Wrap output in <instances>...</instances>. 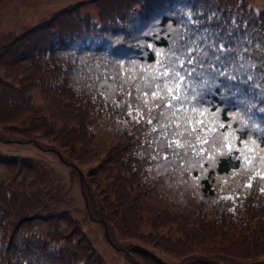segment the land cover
<instances>
[{
	"label": "trees",
	"instance_id": "trees-1",
	"mask_svg": "<svg viewBox=\"0 0 264 264\" xmlns=\"http://www.w3.org/2000/svg\"><path fill=\"white\" fill-rule=\"evenodd\" d=\"M85 1L98 19L80 12ZM200 36L223 45L222 67L236 78L206 71L190 81L198 111L186 105L175 123H193L162 137L164 119L147 123L159 102L143 105L152 90L144 81L160 56ZM0 124L54 140L62 158L109 129L112 144L96 149L103 161L80 176L91 216L149 245H132L139 264H264V0L67 4L0 44ZM0 166L9 171L0 184V264H105L72 212L55 208L59 195L31 190L50 184L46 166L4 154Z\"/></svg>",
	"mask_w": 264,
	"mask_h": 264
},
{
	"label": "rangeland",
	"instance_id": "rangeland-1",
	"mask_svg": "<svg viewBox=\"0 0 264 264\" xmlns=\"http://www.w3.org/2000/svg\"><path fill=\"white\" fill-rule=\"evenodd\" d=\"M78 0H3L0 2V44L9 41L17 32H21L28 26L47 18L53 11L76 2ZM261 1L262 0H257ZM80 12L89 13L93 18L98 19V8L95 3L85 1L80 7ZM36 105H46L39 95H35ZM108 130L98 127L91 146L78 148L76 156H69L64 151L62 158L59 150L52 139L38 137L32 140L24 133L5 130L0 124V154L22 155L29 157L46 166L51 174V182L44 186L37 184L34 193L44 196L47 192L59 195V200L54 206L58 211L67 210L72 212L77 224L82 228L84 234L89 238L91 244L105 260V264H139L141 256L132 250V245L137 241L141 247L148 248L149 245L135 237L119 233L98 217L91 216L88 203L92 206L91 199L87 198L84 192L89 194L87 187L83 186L80 170L87 173L98 168L103 161L105 153L99 150L109 148L111 141L108 140ZM102 136V143L96 144L99 136ZM9 178L7 167L0 166V184L6 183ZM94 192H98L95 184L91 183ZM95 214L97 212L93 211ZM98 216V215H96ZM141 230V229H140ZM144 231L145 228H142ZM145 234V233H144ZM140 248V247H139ZM132 251L129 255L128 251ZM163 258L166 254L160 253Z\"/></svg>",
	"mask_w": 264,
	"mask_h": 264
},
{
	"label": "snow or ice",
	"instance_id": "snow-or-ice-1",
	"mask_svg": "<svg viewBox=\"0 0 264 264\" xmlns=\"http://www.w3.org/2000/svg\"><path fill=\"white\" fill-rule=\"evenodd\" d=\"M208 37L200 36L198 38H189L183 46L180 47V51L177 54L175 51L169 55L167 60H164L162 56L158 59L157 63L159 68L154 69L150 73L151 83L147 80L144 81L145 87L152 89L151 91H144L142 95L143 105L147 107L149 99L151 101H158L154 104V108H159L160 112L153 115L154 108L148 109L149 119L147 123L151 124L155 119L160 124V119H164L167 123L160 124L162 137L169 135L168 129H172L171 134L173 136L182 135L177 131L182 126L187 131V125L193 123L190 116H185L183 125L176 124L175 119H179L178 113L188 112L189 109L186 105H191V112L197 113V104L200 102L198 94L195 92L193 86L190 85V81L195 78L202 77L206 71H216L220 75L227 76L228 79H235L230 72H226L222 67L221 56L224 55L223 45L207 44ZM201 42H205V47H201ZM215 49L212 56H209L208 50ZM219 53L220 55H216ZM159 56V54H158ZM240 69L244 68V65L239 66ZM128 81H125V84ZM137 90H140V86L136 85ZM131 96V93H129ZM118 106V105H117ZM128 107H132L130 104ZM165 109L171 110V112L165 111ZM131 115V112L129 113ZM137 115H142L138 112ZM196 128H192L191 131H197L199 122ZM156 130L155 128L153 129ZM181 147L179 141H172L168 144V147Z\"/></svg>",
	"mask_w": 264,
	"mask_h": 264
}]
</instances>
